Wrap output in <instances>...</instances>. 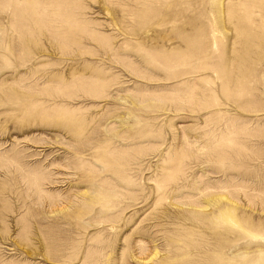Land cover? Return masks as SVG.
<instances>
[{"label":"rangeland","instance_id":"rangeland-1","mask_svg":"<svg viewBox=\"0 0 264 264\" xmlns=\"http://www.w3.org/2000/svg\"><path fill=\"white\" fill-rule=\"evenodd\" d=\"M0 264H264V0H0Z\"/></svg>","mask_w":264,"mask_h":264},{"label":"bare ground","instance_id":"bare-ground-1","mask_svg":"<svg viewBox=\"0 0 264 264\" xmlns=\"http://www.w3.org/2000/svg\"><path fill=\"white\" fill-rule=\"evenodd\" d=\"M221 214V213H220ZM222 216H224V215H222ZM221 218V217H220ZM223 219V218H222ZM227 219H228V216H227Z\"/></svg>","mask_w":264,"mask_h":264}]
</instances>
